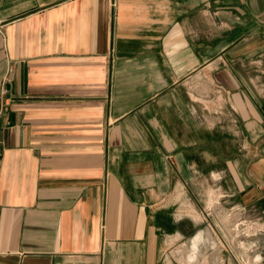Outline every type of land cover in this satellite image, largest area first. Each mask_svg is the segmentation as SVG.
Instances as JSON below:
<instances>
[{"label": "crops", "instance_id": "0c3cea01", "mask_svg": "<svg viewBox=\"0 0 264 264\" xmlns=\"http://www.w3.org/2000/svg\"><path fill=\"white\" fill-rule=\"evenodd\" d=\"M210 193L264 264V0H0V264L197 259Z\"/></svg>", "mask_w": 264, "mask_h": 264}, {"label": "rangeland", "instance_id": "374dc122", "mask_svg": "<svg viewBox=\"0 0 264 264\" xmlns=\"http://www.w3.org/2000/svg\"><path fill=\"white\" fill-rule=\"evenodd\" d=\"M205 104L207 103L205 102ZM198 198L199 209H191L183 205L182 208L173 211L184 221L192 223L191 230L194 235L200 233L197 259L195 258L192 264H245V260L253 258L254 256H251L242 244L246 241L245 237H253L255 233V225L252 224V221L251 223L248 221L253 220V215H240L237 209L219 206L217 203L220 199L218 193L201 194ZM207 199L211 200L209 207L205 205ZM215 201L216 204L213 203ZM204 205L206 208L202 209L201 207ZM188 215L196 217L191 218ZM184 236L186 238L176 245L164 246L160 263L179 264L178 258H182L186 253V251L180 250L181 244H184L186 249L191 238L187 235ZM247 240L250 242L249 238Z\"/></svg>", "mask_w": 264, "mask_h": 264}, {"label": "bare ground", "instance_id": "6f19581e", "mask_svg": "<svg viewBox=\"0 0 264 264\" xmlns=\"http://www.w3.org/2000/svg\"><path fill=\"white\" fill-rule=\"evenodd\" d=\"M192 260H193V257L191 255H189L188 258L185 257V258H183V261L181 260L182 261L181 264H191L192 263Z\"/></svg>", "mask_w": 264, "mask_h": 264}, {"label": "built area", "instance_id": "2783aa9c", "mask_svg": "<svg viewBox=\"0 0 264 264\" xmlns=\"http://www.w3.org/2000/svg\"><path fill=\"white\" fill-rule=\"evenodd\" d=\"M218 89H220V88H218ZM221 90V89H220ZM219 91V90H218Z\"/></svg>", "mask_w": 264, "mask_h": 264}]
</instances>
